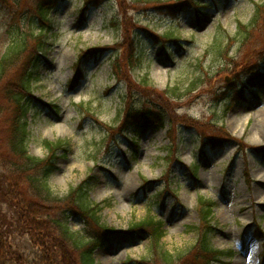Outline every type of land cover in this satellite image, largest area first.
Listing matches in <instances>:
<instances>
[{"label": "rangeland", "instance_id": "374dc122", "mask_svg": "<svg viewBox=\"0 0 264 264\" xmlns=\"http://www.w3.org/2000/svg\"><path fill=\"white\" fill-rule=\"evenodd\" d=\"M3 1L0 0V58L13 37L31 30L29 14H34L33 7L20 4L23 12L16 15L11 0ZM262 1L215 0L213 7L209 1L207 8L212 9H204L206 16L197 23L188 9L175 19L170 18V9L158 13L142 0H98L90 3L85 13L89 2L63 0L48 15L51 26L38 23L48 32L33 68L31 98L38 100H30L27 153L45 158V141H60L64 147L55 153L53 172L47 180L57 199L50 205L41 204L53 209L48 214L52 220L65 209L68 188L90 176L85 187L89 200L96 204L93 216L102 227L120 232L136 223L144 226L156 215L165 225L161 242L164 251L180 254L194 242L196 201L202 197L213 205L212 245L234 252V257L224 259L223 264H260L264 239L255 242L248 234L255 227L264 233V158L254 152V148H264V94L259 100L249 97L245 103H234V96L225 92L224 81L230 84L227 76L241 73L240 66L250 67L264 58L263 8L259 9L256 26L250 23L252 4ZM186 5L190 6L191 1ZM235 22L248 24L243 32L246 37L240 39V32L235 33ZM133 24L138 27L132 29ZM169 31L181 41L179 48L161 38ZM26 44L29 47L31 42ZM106 47L111 48L105 50L98 64L88 58L82 60L85 79L70 90L76 54L86 48ZM135 50L140 63L133 58ZM254 52L262 54V58L254 56ZM128 58L135 63L134 69L128 65ZM236 60L242 63L234 65ZM114 69L130 81L131 92L119 81ZM197 76L201 78L199 87L187 94L189 82ZM208 77L215 79L210 85L206 82V86L204 80ZM144 85L149 97L141 92L145 91ZM235 87L234 83L231 89ZM165 89H169L167 96L162 94ZM174 92L181 98L171 96ZM160 104L175 118L162 117L164 127L160 130L135 136L131 129L112 136L111 130L105 128L117 129L126 105L134 111L150 106V110L161 113ZM47 106H53L57 113ZM184 124L208 135L186 130ZM225 133L232 136L231 141L213 150L211 144L221 143ZM210 135L221 141L209 139L208 143ZM174 136L182 143L177 145ZM132 139L137 142V150ZM239 139L242 144L237 143ZM172 144L177 159L165 158L171 152L165 147ZM131 150L136 152L134 156ZM188 172L195 174L194 179ZM28 200L31 204L35 201L32 197ZM156 200L160 201L158 207ZM81 202L86 207V201ZM63 214L67 225L76 232L74 236L97 239L90 228L98 223L87 219L90 215L79 222L68 220ZM0 221L11 225L5 232L10 236L12 249L21 257V264H41L35 237L16 228L12 211L4 205H0ZM42 223L53 235L57 251L63 254L61 264H70L67 250L76 257L78 250L72 249L68 241H60L57 230L50 231L49 219L45 217ZM243 238L245 258L240 248ZM146 243L138 236L117 245L115 251L98 246L94 251L98 260L95 259L98 264H130V260L143 257L149 260L152 252H147ZM92 261L94 264V258Z\"/></svg>", "mask_w": 264, "mask_h": 264}, {"label": "trees", "instance_id": "16d2710c", "mask_svg": "<svg viewBox=\"0 0 264 264\" xmlns=\"http://www.w3.org/2000/svg\"><path fill=\"white\" fill-rule=\"evenodd\" d=\"M27 1L11 0L15 6L16 15L23 12L20 4L34 8V14H29L32 29L26 34L21 33L15 36L0 59V205H4L12 211L17 229L35 237L36 243L39 245L37 250L40 252L39 260L41 264H61V256L63 254L55 248L53 235L48 234L42 220H45V217L46 220L49 219L50 231L57 230L56 237L60 241L67 242L68 240H72L70 239L71 235L68 233L69 229L61 216L55 217L56 219L52 220L48 214L53 209H45L41 205H50L51 202L56 201L45 179L48 177L50 168L53 167V149L55 150L59 144L44 143V147L48 152V156L45 159L31 157L26 151L28 140L26 116L30 110V100L32 99L30 86L32 84L33 68L37 62V54L43 45V34L38 23L45 24L48 22V15L56 7L58 0H37L30 4ZM2 2L4 1L2 0ZM142 2L149 5L159 3L157 0H142ZM164 3L165 6L168 5L166 1ZM168 3H172L171 0H168ZM170 6L171 8H168L170 9L169 12L174 14L181 10L183 4L177 5V3H172ZM259 9H262V7ZM261 12L264 19V10ZM261 12L257 14V22ZM256 23L252 22L255 26ZM35 29H38L39 33L34 35L33 31ZM239 30L242 32L241 38L246 37L243 34L245 30L242 26L239 27ZM27 41L31 42L29 47L26 44ZM101 51L102 49L98 51H81L79 56L84 57L88 55L89 57L98 58L101 55ZM256 53L254 52V56L262 57V54ZM133 58L136 59L137 63L138 58L134 53ZM241 63V60L234 61V65ZM128 65H131V69L135 68V63L130 58H128ZM240 69L243 70L242 68ZM76 72L77 75H81L80 68ZM116 73H118L119 77L117 70ZM215 75L219 76V73ZM235 75L237 74H232L233 77ZM199 77L196 79H199ZM124 79L128 85H131L128 79ZM214 79L215 77L207 78L209 82L214 81ZM249 82L255 86L264 85V71L262 73L254 72ZM157 115L158 113L148 110H145L141 114L129 113L127 111L122 124H125L128 120H130L129 124H139L138 121L143 120L144 123L149 125L152 121H160ZM83 192V188L80 186L68 192L66 204L64 205L68 211L72 212V210L77 209L74 206V199L75 197L76 201L78 197L83 199ZM29 197L35 200L32 204L28 200ZM87 211L90 212L92 210L88 209ZM199 213L201 221L198 231H196V240L190 251L186 254V258L190 257V260L194 264L218 263L225 253L217 251L210 246L212 207L207 202L200 200ZM139 224H134L133 226H136L137 229L139 227H146L148 231L154 230L156 236L154 243H158L162 235V224L154 221H150L148 224H144V226ZM9 228L11 229V225L0 224V264H21V257L16 253V249H12V244L9 241L10 236L8 232H5ZM71 248L78 250V257L75 256L73 251L67 250V254L71 255L70 264H92V253L90 250L80 251L75 242H72ZM161 257V260L156 258L154 264L171 263L172 255L169 252H164ZM184 261L179 260V264H183ZM184 264H189V262L186 260Z\"/></svg>", "mask_w": 264, "mask_h": 264}, {"label": "bare ground", "instance_id": "6f19581e", "mask_svg": "<svg viewBox=\"0 0 264 264\" xmlns=\"http://www.w3.org/2000/svg\"><path fill=\"white\" fill-rule=\"evenodd\" d=\"M132 181V180H131Z\"/></svg>", "mask_w": 264, "mask_h": 264}]
</instances>
